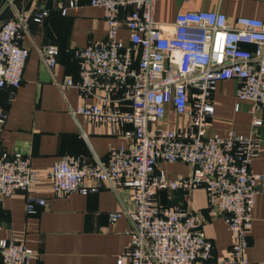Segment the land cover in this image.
Segmentation results:
<instances>
[{"label":"built area","instance_id":"built-area-1","mask_svg":"<svg viewBox=\"0 0 264 264\" xmlns=\"http://www.w3.org/2000/svg\"><path fill=\"white\" fill-rule=\"evenodd\" d=\"M6 1L12 6L14 0ZM157 1L89 0L102 12L104 34L73 50L77 81L65 77L55 83L60 93L73 88L85 102L69 109L73 120L80 116L103 124L124 142L109 148L104 161L87 165L64 156L46 175L33 171L26 156L0 153V198L22 192L25 212L33 213L35 206H45L43 199L31 196L42 176L55 198L107 189L121 202L119 193L126 191L131 208L107 215L110 223L120 217L128 222V242L116 264H250L245 251L262 176L248 167L260 142L252 135H220L206 128L214 88L228 80L236 82L233 110L249 103L251 127L260 126L253 115L264 108V22L237 17L230 23L217 10H199L177 12L171 23L161 24L153 18ZM76 6L77 0H66L58 13L64 16ZM47 14L14 10L0 27V94L19 87L28 56L20 39L29 20L40 23ZM36 53L51 71L57 48L42 45ZM168 109L177 124L162 128ZM5 121L1 111L0 125ZM172 164L189 167V174L166 179L160 166ZM196 188L205 190L207 213L220 217L230 235L228 249L217 258L200 230L201 214L158 203L161 191ZM36 256L21 242L0 241L3 264H30Z\"/></svg>","mask_w":264,"mask_h":264},{"label":"crops","instance_id":"crops-1","mask_svg":"<svg viewBox=\"0 0 264 264\" xmlns=\"http://www.w3.org/2000/svg\"><path fill=\"white\" fill-rule=\"evenodd\" d=\"M65 1L14 0L11 6L6 0H0V27L12 18L14 10L48 13L41 23L29 22L20 39L19 44L28 50V56L19 87L14 93L5 88L0 94V113H6V121L0 125V153L26 156L30 168L41 175H46L64 156L74 157L83 165L95 159L104 161L109 148L124 142L109 135L103 124L87 123L80 116L73 120L69 109L85 102L73 88L60 93L55 86L65 77L77 81L73 50L104 34L100 9L90 7L89 0H77L76 7L60 16L58 7ZM199 10H217L230 23L237 17H253L264 22V1L255 0H159L154 6L153 18L167 24L177 12ZM120 36L124 37V33ZM42 45H53L58 50L56 65L51 71L37 56L36 48ZM246 48L251 50L250 46ZM235 89L233 80L216 84L211 96L213 113L207 118L206 132L222 135L234 131L252 135L260 142L259 151L248 167L250 173L261 175L262 181L257 185L245 258L250 264H264V108L253 115L261 124L252 128L249 103L242 102L237 111L233 110ZM176 124L177 118L168 109L162 128ZM160 169L168 180L190 172L182 164L161 165ZM31 196L45 201L44 207L35 206L31 214L25 212L24 193L0 198V241L12 239L34 251L37 256L30 264H116V258L128 242V222L120 217L110 223L107 215L122 206L131 208L128 192L119 193L121 202L107 189L85 196L71 194L55 198L50 193L48 178L42 176ZM158 203L162 207L177 206L201 214L200 230L211 243L214 257L228 249L230 235L220 217L207 213L203 188L160 192ZM0 264H3L1 258Z\"/></svg>","mask_w":264,"mask_h":264},{"label":"trees","instance_id":"trees-1","mask_svg":"<svg viewBox=\"0 0 264 264\" xmlns=\"http://www.w3.org/2000/svg\"><path fill=\"white\" fill-rule=\"evenodd\" d=\"M47 15H48V14H47ZM44 18H45V17H44ZM44 18H43V19H44ZM43 19H42V20H43ZM29 22L35 23V22H33L32 20H29ZM41 22H42V21H41ZM41 22H40V23H41ZM36 24H38V23H36ZM161 192H164V191H161ZM159 194H160V193H159Z\"/></svg>","mask_w":264,"mask_h":264}]
</instances>
